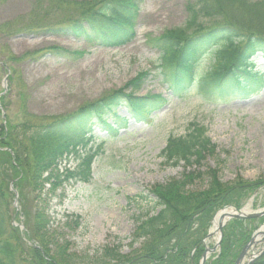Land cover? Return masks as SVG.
<instances>
[{
  "label": "trees",
  "instance_id": "1",
  "mask_svg": "<svg viewBox=\"0 0 264 264\" xmlns=\"http://www.w3.org/2000/svg\"><path fill=\"white\" fill-rule=\"evenodd\" d=\"M51 1L45 14L15 25L0 24V32L35 31L49 20L48 15L63 11L66 17H56L61 31L93 46L116 47L133 38L134 22L144 0ZM187 11L184 26L149 39V46L160 54L170 88L184 90L181 85L185 82L193 86L196 74L202 72L196 85L201 92L211 88L223 94L233 84L239 93L247 94L250 84L262 80L255 58L260 55L264 61V0H196ZM52 52L72 54L60 48ZM73 54L82 57L84 52ZM203 60L205 67H201ZM147 78L148 73H141L125 88L63 117H38L25 109L17 123L0 117V264H76L70 243L54 236L48 198L65 182H88L95 147L99 150L106 140L127 129L130 118L138 123L152 122L153 113L168 103L162 95H139ZM120 106L127 108L129 118L118 115ZM92 126L107 136L106 140L100 138L98 145L93 137H87ZM80 149H87L83 156ZM216 149L206 130L195 126L187 136L169 138L163 157L168 164L191 165L215 154ZM72 154L78 155L81 163L62 175L58 162ZM218 173V169L208 170V185L203 190L188 189L195 179L192 173L153 187L159 210L137 226L131 251L123 254L120 247H107L98 264H199L205 251L202 241L215 213L226 206L243 207L264 185V181L252 182L241 176L225 183ZM12 183L19 192V211L13 207ZM32 196L36 209L29 213ZM250 222L231 221L224 228L221 253L207 264H233L234 250L243 248L251 236L247 230Z\"/></svg>",
  "mask_w": 264,
  "mask_h": 264
},
{
  "label": "rangeland",
  "instance_id": "2",
  "mask_svg": "<svg viewBox=\"0 0 264 264\" xmlns=\"http://www.w3.org/2000/svg\"><path fill=\"white\" fill-rule=\"evenodd\" d=\"M195 1L144 0L134 22L133 38L116 47L93 46L70 32L61 31L58 27L62 25H57L61 21L56 17H66L63 11L52 17L48 15L49 20L41 29L0 32V106L4 109V115L0 109V117L3 120L20 122L24 109L38 117L72 114L125 88L144 72L148 78L139 95H162L168 101L153 113L152 122L145 124L130 119L127 129L118 137L108 139L99 150L98 147L93 150L97 153L88 182L70 180L48 198L54 236L70 243V252L77 256L76 264H98L107 247H120L123 254L129 253L137 226L147 215L152 216L159 210L151 193L156 185L183 179L192 173L195 179L188 189L203 190L208 185L206 176L210 168L218 169L225 183L240 176L252 182L264 181V82L255 84L254 92L243 95L236 92L233 84L223 94L211 88L201 92L195 87L202 74L199 72L195 86L185 82L181 85L184 90H173L165 81L166 70L160 54L149 46V39L184 26L188 19L187 7ZM51 3V0H0V24L15 25L29 17H39ZM54 48L72 54H55ZM81 52H84L82 57L73 54ZM206 64L203 60L201 67ZM256 69L263 71L264 79V61L260 56ZM117 111L119 116H129L123 106ZM195 126L206 130L207 137L217 146L216 153L191 165L166 163L163 151L169 138L187 136ZM89 136L97 143L99 138L107 137L98 126L91 127ZM84 152L81 150L79 154ZM80 163L81 158L73 154L64 156L59 160L58 170L61 174L66 169L74 171ZM251 198L250 210L264 209V185ZM249 203L248 200L244 205ZM35 209L32 196L27 210L34 213ZM219 211L211 221L209 232ZM250 221L247 230L252 236L264 224V217ZM217 241L215 236L208 240L207 246L212 248ZM262 249L264 243L249 254H257ZM241 250H234V261ZM217 254H212L210 259ZM261 262L264 254L256 261Z\"/></svg>",
  "mask_w": 264,
  "mask_h": 264
},
{
  "label": "water",
  "instance_id": "3",
  "mask_svg": "<svg viewBox=\"0 0 264 264\" xmlns=\"http://www.w3.org/2000/svg\"><path fill=\"white\" fill-rule=\"evenodd\" d=\"M4 87L6 88L7 85L5 83ZM16 193V200H15V207H17V197L18 194ZM224 211H226L227 213H225L223 215V219H222V223L219 225L218 230L214 233H210L207 238L203 241L204 243H206L207 239L212 238L216 233L219 234V242L218 244L211 248V249H206L205 253L202 256V260L200 264H205L209 255L211 253H214L218 247H220V242L222 240V236H223V228L224 226L232 219H253V218H260L264 216V210L258 211V212H251L247 207L242 208V209H238L236 207H225L223 209ZM264 242V231H262V229H260L259 231H257L253 237L251 238V240L248 242V244L244 247V249L242 250L239 258L237 259L235 264H242L245 260L246 257H249V251L250 249H253L256 245H258L259 243ZM264 254V250L262 252H260L257 255H252L249 260L247 261V264H254L255 261L257 259H259L262 255Z\"/></svg>",
  "mask_w": 264,
  "mask_h": 264
},
{
  "label": "bare ground",
  "instance_id": "4",
  "mask_svg": "<svg viewBox=\"0 0 264 264\" xmlns=\"http://www.w3.org/2000/svg\"><path fill=\"white\" fill-rule=\"evenodd\" d=\"M225 213H227V212H226V211H221V212L217 215V217H216V219H215V221H214V224H213L212 232H216V231L218 230V227H219V225L222 223L223 215H224Z\"/></svg>",
  "mask_w": 264,
  "mask_h": 264
}]
</instances>
